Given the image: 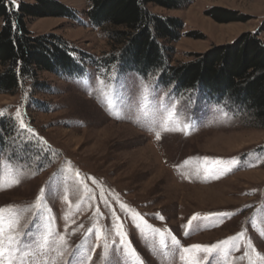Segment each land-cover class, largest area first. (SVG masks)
Segmentation results:
<instances>
[{
    "label": "rangeland",
    "instance_id": "1",
    "mask_svg": "<svg viewBox=\"0 0 264 264\" xmlns=\"http://www.w3.org/2000/svg\"><path fill=\"white\" fill-rule=\"evenodd\" d=\"M58 1L73 16L28 17L34 35L98 57L121 47L91 24L87 0ZM217 7L243 19L219 22ZM149 8L183 21L173 65L247 32L264 42V0ZM85 66L39 70L0 93V208L18 219L15 264H264V128L155 75ZM196 213L213 215L188 227ZM49 233L56 243L39 249ZM196 244L217 247L209 256Z\"/></svg>",
    "mask_w": 264,
    "mask_h": 264
},
{
    "label": "trees",
    "instance_id": "2",
    "mask_svg": "<svg viewBox=\"0 0 264 264\" xmlns=\"http://www.w3.org/2000/svg\"><path fill=\"white\" fill-rule=\"evenodd\" d=\"M87 1L91 24L108 28L109 39L121 45L118 50L98 57L56 34L34 35L28 17L73 16L71 8L58 0L17 6L0 0V93L15 92L21 80L36 78L39 70L80 76L86 64L99 70L116 67L144 78L155 75L165 87L174 84L177 92L197 90L207 102L235 117L252 118L264 128V42L259 33H244L230 44L213 46L189 62L173 65V45L182 37L183 21L155 13L149 5L176 9L190 0ZM208 14L219 22L243 19L220 7Z\"/></svg>",
    "mask_w": 264,
    "mask_h": 264
},
{
    "label": "snow or ice",
    "instance_id": "3",
    "mask_svg": "<svg viewBox=\"0 0 264 264\" xmlns=\"http://www.w3.org/2000/svg\"><path fill=\"white\" fill-rule=\"evenodd\" d=\"M14 2V0H13ZM19 115V113L17 114ZM21 123H23L21 121ZM157 138H159V134H157ZM207 160V158H205ZM216 163H219L217 161ZM19 181H16L18 183ZM43 194V193H42ZM122 207H127L122 205ZM7 211L8 215H5V212ZM139 215V214H137ZM213 214H209L206 217H202L199 213L194 214L188 221V227H191L194 221H200L202 219H207ZM163 219V217H160ZM145 223H147L145 221ZM18 225V219L16 216L13 214V209L11 206H9L7 209L5 208H0V264H15V260L12 259L13 253H18V245H14V242L16 240V237L14 235L15 229ZM158 231V230H157ZM121 235H125L124 233H120ZM264 234V233H262ZM50 233L46 234L42 237H40V240L38 241V247L39 249H50L52 244H55L56 241H50ZM241 237L243 236V233L239 234ZM63 237H60V241H63ZM232 239V238H230ZM172 240L176 243L179 244V241L175 239V237H172ZM130 244L131 242L128 241ZM163 243V242H162ZM191 249H196L199 251H202L206 253L207 255H211L214 250H216V245H211V246H206V245H191ZM184 252H188L189 249L185 248L183 249ZM132 252L135 253V249H132ZM62 255V252L60 253ZM138 255V254H137ZM8 257L7 262L5 261V257ZM139 264H143L142 261L139 262ZM198 264V262H197Z\"/></svg>",
    "mask_w": 264,
    "mask_h": 264
}]
</instances>
